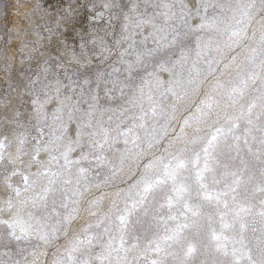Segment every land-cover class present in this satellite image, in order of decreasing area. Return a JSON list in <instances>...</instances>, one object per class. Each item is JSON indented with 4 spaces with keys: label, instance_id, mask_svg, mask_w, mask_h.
<instances>
[{
    "label": "snow or ice",
    "instance_id": "6c2138e0",
    "mask_svg": "<svg viewBox=\"0 0 264 264\" xmlns=\"http://www.w3.org/2000/svg\"><path fill=\"white\" fill-rule=\"evenodd\" d=\"M58 2L0 68V264H264V0Z\"/></svg>",
    "mask_w": 264,
    "mask_h": 264
},
{
    "label": "rangeland",
    "instance_id": "374dc122",
    "mask_svg": "<svg viewBox=\"0 0 264 264\" xmlns=\"http://www.w3.org/2000/svg\"><path fill=\"white\" fill-rule=\"evenodd\" d=\"M36 4H39L40 7L36 10V13L31 20H35L37 24H44L47 22V17L50 13L54 14L62 8V5L58 0H26V2L21 3L19 8H17V0H0V68L3 67L6 58L11 62V56L13 53L16 55L14 67L20 66L19 61L22 58V55L17 49L21 46V40L12 37L9 32V27L12 22V17L17 16L21 23H23V28H29L31 20L25 18L23 15H17V12L22 14L26 9H32ZM41 17H44L45 19L42 20L40 19ZM48 23L50 26L55 27L57 20L53 19ZM41 32L44 35H48L43 29H41ZM52 39H57V36L53 35ZM28 43L31 44V39L28 40ZM43 47L44 45L41 44L40 48L43 49ZM63 49L65 51L66 46H64ZM27 55L28 53L25 52L23 57L26 58ZM2 74L3 73L0 72V75Z\"/></svg>",
    "mask_w": 264,
    "mask_h": 264
},
{
    "label": "bare ground",
    "instance_id": "6f19581e",
    "mask_svg": "<svg viewBox=\"0 0 264 264\" xmlns=\"http://www.w3.org/2000/svg\"><path fill=\"white\" fill-rule=\"evenodd\" d=\"M17 26H19L21 29H24L23 27H24V25H23V23H21V21L17 18V16H13L12 17V22H11V24H10V27H9V32H10V34L12 35V37H14V38H16V39H19V40H21V36H19V35H17L16 33H14L13 32V28L14 27H17ZM64 46H62L61 48H59L58 50L59 51H64Z\"/></svg>",
    "mask_w": 264,
    "mask_h": 264
}]
</instances>
